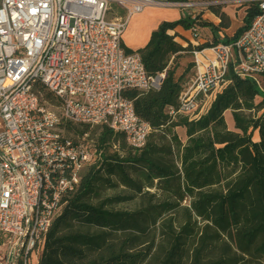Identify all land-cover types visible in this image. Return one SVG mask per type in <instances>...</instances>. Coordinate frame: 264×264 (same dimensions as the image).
Here are the masks:
<instances>
[{"label": "trees", "instance_id": "obj_1", "mask_svg": "<svg viewBox=\"0 0 264 264\" xmlns=\"http://www.w3.org/2000/svg\"><path fill=\"white\" fill-rule=\"evenodd\" d=\"M210 10L221 18L220 26L200 16V27L211 26L218 35L231 26L223 4ZM259 13L256 3L249 4L232 37L195 47L170 34L178 26L190 31L194 21L184 16L162 22L144 47L123 45L127 53L141 55L148 75L166 73L160 89L125 92L153 131L134 150L123 134L101 126L96 148L116 146L117 152L86 170L77 189L63 198L40 264H264V93L251 79L230 72V83L198 120H174L167 111L177 105L190 71L195 74L193 60L178 73L180 58L194 48L232 42ZM42 89L44 99L58 104L53 92ZM227 111L234 129L226 123ZM254 111L260 116L254 118ZM65 126L90 134L88 125ZM176 127L185 129V144ZM103 187L127 191L103 195Z\"/></svg>", "mask_w": 264, "mask_h": 264}, {"label": "built area", "instance_id": "obj_2", "mask_svg": "<svg viewBox=\"0 0 264 264\" xmlns=\"http://www.w3.org/2000/svg\"><path fill=\"white\" fill-rule=\"evenodd\" d=\"M250 27L229 43L192 50L195 74L167 111L198 120L233 72L264 93V0ZM112 3L126 12L110 17ZM216 0H0V264H40L63 198L102 162L89 134L70 137L65 124L107 126L142 149L153 131L128 90L160 89L166 73L148 75L139 53H127L130 18L148 7L176 8L194 21ZM58 104L44 99L42 88ZM206 101V102H205ZM200 106L202 109H200ZM91 141V142H90ZM116 149V146L114 147Z\"/></svg>", "mask_w": 264, "mask_h": 264}, {"label": "crops", "instance_id": "obj_3", "mask_svg": "<svg viewBox=\"0 0 264 264\" xmlns=\"http://www.w3.org/2000/svg\"><path fill=\"white\" fill-rule=\"evenodd\" d=\"M223 2V10L224 12L229 16L231 21V26L229 28L222 29L218 32V35L212 30L211 26H202L201 25V38L198 40L199 43H205L207 41L214 40L215 37H219L220 40L224 39L227 35V32L231 29L233 22V12L229 9L230 6L229 2L231 0H216ZM246 8L247 6H244L242 9L243 11V17H242V23L239 27H241L244 24V17L246 16ZM204 15L201 16V19L207 20L205 23H211L215 26H220L221 24V18L216 15L214 12H212L210 9L203 11ZM183 17V11L176 9V8H162V7H148L143 12L133 15L130 18V22L135 19V23L133 26H131V29L127 27L124 35H123V45L133 49L137 50L141 47H144L150 37L152 32L159 27V25L164 21H176ZM129 22V23H130ZM203 22V21H202ZM237 27V29L239 28ZM235 30V32L237 31ZM235 32L231 36L232 37ZM177 33L178 36L176 40L183 45H186L188 41L191 43L194 41L191 32L189 33V30L184 29L182 26H178L175 30H171L170 34ZM217 35V36H216ZM225 120L228 125L229 129H234V121L232 117L231 111H227L225 113ZM176 130H180L183 134L180 135L181 140L185 144L187 141V136L185 129L182 127H176ZM180 134V133H178ZM182 136H185L186 139L184 140ZM255 139L258 140V132H255Z\"/></svg>", "mask_w": 264, "mask_h": 264}, {"label": "rangeland", "instance_id": "obj_4", "mask_svg": "<svg viewBox=\"0 0 264 264\" xmlns=\"http://www.w3.org/2000/svg\"><path fill=\"white\" fill-rule=\"evenodd\" d=\"M227 5L230 6L229 9L233 12V14H232V16H233L232 22H233L234 25H232L231 29L226 34L227 36H231L235 32V30L237 29V27H239L241 25V23H242V17H243V11H242L243 9L242 8L244 6H247L248 7L249 4L239 3V2H237L235 0H231L229 2V4H227ZM111 6H112V11L109 14L110 17H113L114 15H122V16H124L126 14V12L123 10V8H121L117 3H112ZM200 15L202 16V15H204V13L202 12ZM135 21H136L135 19H133L131 22L129 20L130 23H128L127 27L129 29H131V26L134 25ZM202 21L205 22L207 20L201 19V22ZM189 33H190V31H189ZM192 60H193V54H185V56L183 58H180L181 66H180V68L178 70V73H182L184 71V68L187 66V64L190 63ZM192 73H193V70H191L190 73H189L188 81H187L186 85L193 78V77H191V74ZM209 103H211V102L209 101ZM209 103H205L203 109L200 106V109L203 110L201 112V115H204V114L207 113V107H208ZM49 104H53L54 105L55 104V101L49 102ZM260 113L261 112L254 111L253 112L254 118H257L258 116H260ZM73 126L81 127V126H78V125H73ZM66 128L67 127L65 126V130H66L67 134L70 137H72V138H77L78 137V133L77 132L72 131V130H67ZM102 130L103 129H102V127L100 125L99 126H90V129H89V131H90V134H89L90 140L93 141L94 143H96L97 140H98L99 135L102 132ZM174 131H175V133L177 132V134L180 133L179 135H182L183 134L180 130H176V128L174 129ZM182 138L184 140L186 139L185 136H182ZM167 139H170V136L169 135H167ZM100 150H102V159H104V156L112 157L117 152V150L115 148H112L111 146H108V145H105ZM177 162L179 164V159H177ZM101 190H102L103 195H114V194H117V193H125L127 191V190H124L123 187L116 188V189L108 188V187H103ZM121 206L122 207H126V208L132 207L131 204H122ZM7 246H8L7 244L4 245V246L0 245V254L3 253V252H5L7 250Z\"/></svg>", "mask_w": 264, "mask_h": 264}]
</instances>
